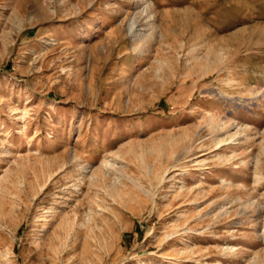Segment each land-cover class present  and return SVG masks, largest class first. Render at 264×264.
Masks as SVG:
<instances>
[{"label":"rangeland","instance_id":"1","mask_svg":"<svg viewBox=\"0 0 264 264\" xmlns=\"http://www.w3.org/2000/svg\"><path fill=\"white\" fill-rule=\"evenodd\" d=\"M0 264H264V0H0Z\"/></svg>","mask_w":264,"mask_h":264},{"label":"bare ground","instance_id":"2","mask_svg":"<svg viewBox=\"0 0 264 264\" xmlns=\"http://www.w3.org/2000/svg\"><path fill=\"white\" fill-rule=\"evenodd\" d=\"M143 1H144V0H143ZM138 2H139V1H138ZM178 182H181V181H178ZM174 187H175V186H174ZM170 189H171V188H170ZM174 194H175V193H174ZM168 195H169V194H168ZM168 195H167V196H168ZM167 196H166V197H167ZM172 196H173V195H172Z\"/></svg>","mask_w":264,"mask_h":264}]
</instances>
